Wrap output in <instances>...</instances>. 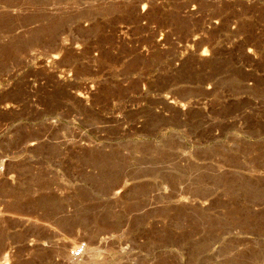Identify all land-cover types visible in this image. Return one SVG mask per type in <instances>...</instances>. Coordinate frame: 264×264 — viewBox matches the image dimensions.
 Instances as JSON below:
<instances>
[{
  "label": "rangeland",
  "instance_id": "1",
  "mask_svg": "<svg viewBox=\"0 0 264 264\" xmlns=\"http://www.w3.org/2000/svg\"><path fill=\"white\" fill-rule=\"evenodd\" d=\"M4 262L264 264V0H0Z\"/></svg>",
  "mask_w": 264,
  "mask_h": 264
},
{
  "label": "bare ground",
  "instance_id": "2",
  "mask_svg": "<svg viewBox=\"0 0 264 264\" xmlns=\"http://www.w3.org/2000/svg\"><path fill=\"white\" fill-rule=\"evenodd\" d=\"M120 192V190L118 189V191H116L115 193H113V194H115V195H117L118 193ZM86 248H87V246L86 245H83V246H77V245H74L72 248H71V251L69 252V254L68 253H66V250H67V246H62L61 248H60V252H61V254H62V256H64V257H66V258H68V259H79L80 257L82 258V257H84V253H85V251H86ZM88 254V253H87ZM60 255V254H59ZM61 256V255H60ZM80 258V259H81ZM85 258V257H84ZM83 258V259H84ZM62 259H64V258H62ZM5 260V259H4ZM65 261V260H64ZM68 261V260H67ZM66 261V262H67ZM89 261H90V256H88L87 255V257L85 258V263H89ZM3 263V262H2ZM4 264H5V262H4Z\"/></svg>",
  "mask_w": 264,
  "mask_h": 264
}]
</instances>
